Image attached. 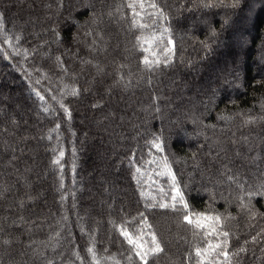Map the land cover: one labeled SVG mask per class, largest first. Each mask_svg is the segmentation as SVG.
<instances>
[{
	"label": "trees",
	"instance_id": "1",
	"mask_svg": "<svg viewBox=\"0 0 264 264\" xmlns=\"http://www.w3.org/2000/svg\"><path fill=\"white\" fill-rule=\"evenodd\" d=\"M0 114V264L50 185L92 229L56 264H264V0H0Z\"/></svg>",
	"mask_w": 264,
	"mask_h": 264
},
{
	"label": "rangeland",
	"instance_id": "2",
	"mask_svg": "<svg viewBox=\"0 0 264 264\" xmlns=\"http://www.w3.org/2000/svg\"><path fill=\"white\" fill-rule=\"evenodd\" d=\"M227 14H224L219 16L221 21H226L228 20ZM198 21L197 18L196 20L194 19V22ZM204 27H208L209 25H203ZM213 53L212 50H210ZM218 95V94H217ZM85 111L89 113L90 112L88 109L85 108ZM3 115L0 114V118L3 119ZM6 118V117H5ZM4 118V119H5ZM99 122L96 123L97 128L99 127ZM97 133L99 131L97 130ZM182 138L185 139L187 142H193V145L195 144L198 146V142L200 141V137L198 135H194L192 132H183L182 133ZM120 141V131L119 128H115L114 130V137H111L110 141L108 140V144L111 142L114 143V146ZM17 151V150H16ZM12 152L11 149H9V152L7 151V155H9ZM13 154V153H12ZM117 163H114V171L120 170V166ZM254 166L253 168H255ZM108 168V166L106 167ZM47 169L46 171H48ZM45 171V170H44ZM117 174V172H115ZM45 174V173H44ZM44 174H42V179H45ZM114 174V176L116 175ZM18 182V180H16ZM15 183V182H14ZM116 186V185H115ZM110 189H114V203L117 202L116 199V192L114 186L110 185ZM205 190V185L199 184V191L203 192ZM39 191L37 192V194ZM70 200L72 199V190L70 191ZM36 195V192H35ZM109 197H112L113 194H109ZM20 198H23L22 191L19 196ZM39 200L38 203L31 204V209L22 206L21 212L26 218H32V219H47L50 221L51 228L52 230L54 229V233L48 231L44 233V238L43 242L40 243L41 246L38 248H31L30 242L32 240V236H28L27 233L22 230V235L17 236L18 239V245L19 247L13 251V256L10 264H43L42 261L46 256L54 257V262L59 263L61 260H65L66 257L70 258L75 252L72 251L71 247L73 244V236L78 237L81 234L91 237L92 236V229L84 226H80L78 221H76L75 214L77 216V208L75 205L72 204H66L65 208H61L60 214L58 212V207L55 205L54 201L58 199V193L56 190V186L50 185L44 192L39 193ZM68 205V206H67ZM34 206V207H33ZM24 207V208H23ZM19 210V206L15 205L13 203L9 204L6 209L7 210ZM47 211H50V214L47 215ZM65 211L67 212L68 216H65ZM100 213V212H99ZM108 211L104 212L103 214H107ZM73 214V216H72ZM75 217V219H74ZM66 224L70 226L69 229L66 228ZM37 231H34V236ZM30 234V233H29ZM70 260V259H69ZM70 264V263H69Z\"/></svg>",
	"mask_w": 264,
	"mask_h": 264
},
{
	"label": "snow or ice",
	"instance_id": "3",
	"mask_svg": "<svg viewBox=\"0 0 264 264\" xmlns=\"http://www.w3.org/2000/svg\"><path fill=\"white\" fill-rule=\"evenodd\" d=\"M136 6H137V5H136L135 3H130V4H128V7L131 8V9H133V10H135ZM150 6L153 7V8L156 7L155 4H152V5H150ZM139 7H140V8H143V7H144V4H143V3H140V4H139ZM143 26H144V25H141V27H143ZM171 43H172V42L169 41V44H171ZM144 63H145L146 66L151 67V65H152L153 63H155V64L158 65V64L160 63V61H159V60L150 61L147 57H145V59H144ZM74 94H75V93H74ZM155 147L159 148L160 146L157 144V145H155ZM172 179H173V181H175V177H174V176L172 177ZM177 196L180 197V200H181V202H182V201H183V196L180 194L179 189H177ZM175 199H176V197H173V200H175ZM159 206H160L161 208H167V207H169L170 205H167V204H160ZM184 207L187 208V204H184ZM203 219H205V220H208V219H214L215 222H216V225H219V223H220V217H215V218L203 217ZM185 221L188 222V223H193L192 217H190V216H188V215L185 216ZM196 226H198V227H201V226H202V225L200 224V218H197V220H196ZM216 231H217V227H216V226H213V227L211 228V232H210L209 234L214 233V232H216ZM123 234L125 235V237L128 238L130 244H135V241L132 239V237L129 235L128 232L125 231ZM222 235H223L224 237H227V236L229 235V233H228V232H223ZM153 243L155 244V247L152 249L153 253L161 251V249H160V247H159V244L155 242V237H153ZM224 244H225V246H227V241H226V240L224 241ZM136 246H137V247H141V245H139V244H137ZM220 247H221L220 244H216V245H211V244H210V245H209V248L212 249L213 251H214L216 248H220ZM89 251H91V249H89ZM240 251H244V249L241 248ZM137 254L140 255V253H137ZM196 254H197V256L201 255V253H200L199 250H197V253H196ZM222 254L225 256V258L228 257V252L223 251ZM142 258H143V257H142Z\"/></svg>",
	"mask_w": 264,
	"mask_h": 264
}]
</instances>
